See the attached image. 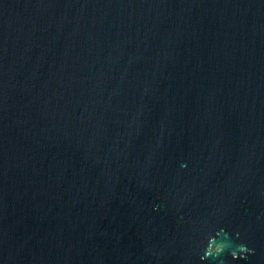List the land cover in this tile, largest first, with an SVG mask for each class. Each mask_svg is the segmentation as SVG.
Listing matches in <instances>:
<instances>
[{
	"label": "water",
	"instance_id": "obj_1",
	"mask_svg": "<svg viewBox=\"0 0 264 264\" xmlns=\"http://www.w3.org/2000/svg\"><path fill=\"white\" fill-rule=\"evenodd\" d=\"M0 264H264V0H0Z\"/></svg>",
	"mask_w": 264,
	"mask_h": 264
}]
</instances>
